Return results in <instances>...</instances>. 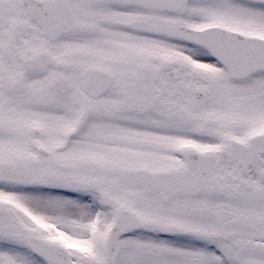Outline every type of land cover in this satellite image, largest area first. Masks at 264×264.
Returning a JSON list of instances; mask_svg holds the SVG:
<instances>
[{
    "label": "snow or ice",
    "instance_id": "6c2138e0",
    "mask_svg": "<svg viewBox=\"0 0 264 264\" xmlns=\"http://www.w3.org/2000/svg\"><path fill=\"white\" fill-rule=\"evenodd\" d=\"M0 264H264V0H0Z\"/></svg>",
    "mask_w": 264,
    "mask_h": 264
}]
</instances>
